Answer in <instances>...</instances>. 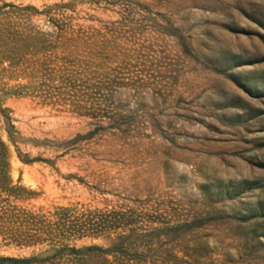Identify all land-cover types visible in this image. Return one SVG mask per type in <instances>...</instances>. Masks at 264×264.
<instances>
[{
    "label": "rangeland",
    "instance_id": "1",
    "mask_svg": "<svg viewBox=\"0 0 264 264\" xmlns=\"http://www.w3.org/2000/svg\"><path fill=\"white\" fill-rule=\"evenodd\" d=\"M4 17L98 30L112 74L0 93L13 182L34 193L16 205L115 212L126 230L66 244L121 238L129 264H264V0H0ZM33 250L0 239V257Z\"/></svg>",
    "mask_w": 264,
    "mask_h": 264
},
{
    "label": "trees",
    "instance_id": "2",
    "mask_svg": "<svg viewBox=\"0 0 264 264\" xmlns=\"http://www.w3.org/2000/svg\"><path fill=\"white\" fill-rule=\"evenodd\" d=\"M58 7L60 5L52 6L49 11ZM51 20L56 30L41 32L29 24L0 18V82L6 77L29 81L10 90H5L3 83L0 93L36 96L45 101L43 88L47 83L58 80L63 88L75 91L77 82L112 75L99 72L103 64H98L97 60L102 58L105 47L96 41L98 30L73 28L62 19ZM33 195L27 187L14 184L11 153L0 135V239L7 246L34 249L26 258L2 256L0 264H129V248L121 238L108 249L97 245L76 248L66 244L72 239L110 234L120 227L126 230L128 225L121 226L115 212L98 217L95 212L77 213L75 209L64 207L44 212L14 203ZM167 252L173 256L177 249L172 247Z\"/></svg>",
    "mask_w": 264,
    "mask_h": 264
}]
</instances>
